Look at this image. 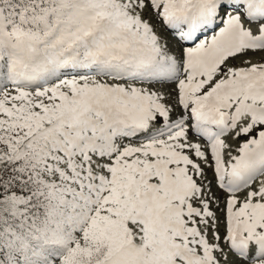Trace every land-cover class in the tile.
I'll return each instance as SVG.
<instances>
[{
	"label": "snow or ice",
	"instance_id": "1",
	"mask_svg": "<svg viewBox=\"0 0 264 264\" xmlns=\"http://www.w3.org/2000/svg\"><path fill=\"white\" fill-rule=\"evenodd\" d=\"M0 264H264V0H0Z\"/></svg>",
	"mask_w": 264,
	"mask_h": 264
}]
</instances>
